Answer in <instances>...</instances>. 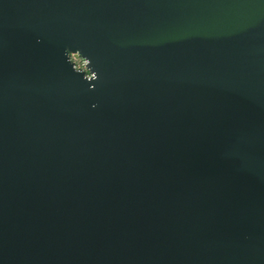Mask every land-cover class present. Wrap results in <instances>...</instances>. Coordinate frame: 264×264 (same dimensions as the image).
<instances>
[{
	"label": "water",
	"instance_id": "water-1",
	"mask_svg": "<svg viewBox=\"0 0 264 264\" xmlns=\"http://www.w3.org/2000/svg\"><path fill=\"white\" fill-rule=\"evenodd\" d=\"M0 264H264V0H0Z\"/></svg>",
	"mask_w": 264,
	"mask_h": 264
},
{
	"label": "built area",
	"instance_id": "built-area-1",
	"mask_svg": "<svg viewBox=\"0 0 264 264\" xmlns=\"http://www.w3.org/2000/svg\"><path fill=\"white\" fill-rule=\"evenodd\" d=\"M70 59L71 61L74 63L75 67L76 68H79V69H83L85 70L86 72H88L87 68H86V60L81 57L79 54L77 53H72L70 54ZM89 75V74H88Z\"/></svg>",
	"mask_w": 264,
	"mask_h": 264
},
{
	"label": "clouds",
	"instance_id": "clouds-1",
	"mask_svg": "<svg viewBox=\"0 0 264 264\" xmlns=\"http://www.w3.org/2000/svg\"><path fill=\"white\" fill-rule=\"evenodd\" d=\"M66 54H67V50H66ZM69 61V60H68ZM90 61V60H89ZM91 63V61H90ZM79 73V72H78ZM98 77H97V74L95 72H93V76L91 79H87L88 81H94V80H97ZM93 107H95V105H93Z\"/></svg>",
	"mask_w": 264,
	"mask_h": 264
}]
</instances>
